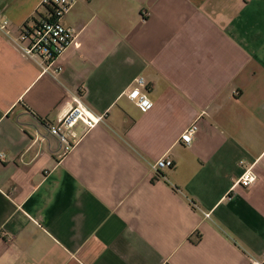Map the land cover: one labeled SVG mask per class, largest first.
I'll return each mask as SVG.
<instances>
[{
    "label": "crops",
    "instance_id": "obj_1",
    "mask_svg": "<svg viewBox=\"0 0 264 264\" xmlns=\"http://www.w3.org/2000/svg\"><path fill=\"white\" fill-rule=\"evenodd\" d=\"M40 3L0 0V264L263 263L264 0H74L56 76L12 38ZM75 96L106 118L65 152Z\"/></svg>",
    "mask_w": 264,
    "mask_h": 264
},
{
    "label": "built area",
    "instance_id": "obj_2",
    "mask_svg": "<svg viewBox=\"0 0 264 264\" xmlns=\"http://www.w3.org/2000/svg\"><path fill=\"white\" fill-rule=\"evenodd\" d=\"M73 3L74 0H41L39 6L42 9L41 12H35L33 19L23 23L17 35L12 37L17 50L25 57L36 59L44 73L56 76L62 71L60 57L75 38V31L64 25L62 19ZM8 27V21L0 22V29L7 35L10 33ZM147 84L143 77H138L126 91L129 99L134 101L142 112L152 107V102L145 93ZM72 101H74L73 104L59 119L47 125L48 133L59 139L65 152L71 150L79 139V135L73 130L77 123H82L84 131L88 132L103 123L106 118V113H95L86 107L79 96L73 97ZM198 128L196 121L191 123L183 130L179 141L189 146ZM4 156V153H0V159H4ZM172 166L173 160L168 156H163L154 161L152 169L155 173H159ZM242 172L233 186L248 188L256 180L252 165H246ZM251 264H264V262L252 261Z\"/></svg>",
    "mask_w": 264,
    "mask_h": 264
}]
</instances>
